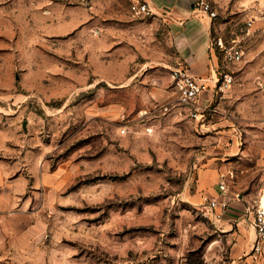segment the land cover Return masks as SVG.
Instances as JSON below:
<instances>
[{"label": "rangeland", "instance_id": "374dc122", "mask_svg": "<svg viewBox=\"0 0 264 264\" xmlns=\"http://www.w3.org/2000/svg\"><path fill=\"white\" fill-rule=\"evenodd\" d=\"M131 1L0 0V264H238L191 199L207 132L177 100L168 22ZM204 1L233 77L204 118L236 135L228 187L249 199L264 168V0Z\"/></svg>", "mask_w": 264, "mask_h": 264}, {"label": "crops", "instance_id": "0c3cea01", "mask_svg": "<svg viewBox=\"0 0 264 264\" xmlns=\"http://www.w3.org/2000/svg\"><path fill=\"white\" fill-rule=\"evenodd\" d=\"M146 1L154 13L165 17L168 22L178 66L187 68L206 85L196 100L200 111L195 118L191 117L207 132L202 142L203 149L198 155L195 194L191 195V199L195 201V205L200 203L201 194L226 199L228 209L219 219L201 218L217 225L222 235L228 237L231 241L230 256L238 260V264H264V248L260 252H254L252 249L255 239L251 224L252 215L243 213L244 207L251 204L257 195L249 199L246 194L233 195L228 187V181L234 177L233 171L229 169V156L237 155L241 151L237 137L228 131L219 130L223 122L205 121L204 118L214 110L215 102L226 91L216 87L222 62L212 46L210 18L196 7L197 0ZM223 180L227 185L225 190L221 191L218 183Z\"/></svg>", "mask_w": 264, "mask_h": 264}, {"label": "built area", "instance_id": "2783aa9c", "mask_svg": "<svg viewBox=\"0 0 264 264\" xmlns=\"http://www.w3.org/2000/svg\"><path fill=\"white\" fill-rule=\"evenodd\" d=\"M196 7L206 13L208 17L215 16V12L212 10L211 5L204 0H197ZM131 11L135 14H149L153 11L150 9L146 0H132L130 3ZM217 45L222 47V42L219 40ZM240 58L239 50L232 49L226 50L225 60L232 62ZM171 77L174 82L177 100L185 108H187L191 117H196L200 111V107L197 104V97L202 92L206 85L194 75H192L185 67H175L171 70ZM233 81L232 75L222 69L219 71L216 79V87L219 90H225ZM124 131V130H122ZM218 188L224 191L226 188L225 181L218 183ZM199 205V213L205 218H211L213 220L219 219L224 211L228 209V201L226 199H219L207 194H201ZM243 213L252 215L251 224L255 231V239L253 242V251L260 252L264 248V168L262 170V185L258 191L256 198H254L251 204L244 207Z\"/></svg>", "mask_w": 264, "mask_h": 264}]
</instances>
